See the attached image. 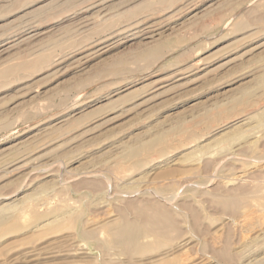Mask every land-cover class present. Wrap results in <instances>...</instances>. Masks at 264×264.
Segmentation results:
<instances>
[{
    "label": "rangeland",
    "instance_id": "obj_1",
    "mask_svg": "<svg viewBox=\"0 0 264 264\" xmlns=\"http://www.w3.org/2000/svg\"><path fill=\"white\" fill-rule=\"evenodd\" d=\"M262 77L264 0H0V264H264Z\"/></svg>",
    "mask_w": 264,
    "mask_h": 264
},
{
    "label": "bare ground",
    "instance_id": "obj_2",
    "mask_svg": "<svg viewBox=\"0 0 264 264\" xmlns=\"http://www.w3.org/2000/svg\"><path fill=\"white\" fill-rule=\"evenodd\" d=\"M95 15V14H94ZM155 24V23H154ZM100 43V42H99ZM264 80V77H262V81ZM247 92L245 91L244 92V94H246ZM248 96V95H247ZM258 116V115H257ZM256 116V117H257ZM260 116V115H259ZM259 116H258V119H259V121L262 123V122H264V119H263V117L262 116H260V118H259ZM262 117V118H261ZM258 121V122H259ZM251 126H252V124H251ZM230 127V126H229ZM232 135H226L225 137H223L219 142L220 143H222V144H228L229 142H231V140H232ZM219 139V138H218ZM161 141V137H158V138H156V139H154V140H152V142H150V143H148L149 145H147L146 144V146L144 145L143 147H142V149H134V148H130L129 149V154H128V156H127V158L128 157H130V158H132V157H136L137 155H139V153L141 152V151H144V150H147L148 148H150L151 146H153V145H155V144H157V143H159ZM251 141V140H250ZM240 146V145H239ZM234 151V150H233ZM142 153V152H141ZM226 156V155H225ZM134 160V159H133ZM132 159L130 160V161H133ZM128 163H131V162H128ZM258 163V162H257ZM125 164V163H124ZM238 172V171H237ZM255 173V172H254ZM251 175H252V173H251ZM249 177V176H248ZM247 179V178H246ZM250 179V178H249ZM244 180V179H243ZM253 181V180H252ZM244 182V181H243ZM227 187V186H226ZM245 188V187H244ZM235 193V192H234ZM238 195V194H237ZM243 195V194H242ZM250 198V197H249ZM225 201V200H224ZM232 203V202H231ZM252 204V203H251ZM222 205V204H221ZM247 205V204H246ZM252 206V205H251ZM245 208V207H244ZM155 209V208H154ZM225 209V208H224ZM227 209V208H226ZM245 210V209H244ZM4 211V210H3ZM158 211H159V209H158ZM235 212V211H234ZM233 212V213H234ZM143 213H145V212H143ZM242 213V212H241ZM257 213V212H256ZM152 214V213H151ZM160 214V213H159ZM65 215H67V214H65ZM55 216V215H54ZM59 217V216H58ZM58 217L57 218H55V219H58ZM196 217V216H195ZM16 218H18V217H16ZM60 218V217H59ZM126 218V217H125ZM147 218V217H146ZM158 218V217H157ZM153 219V218H152ZM154 219H156V217L154 218ZM16 220V219H15ZM44 220H48V219H44ZM160 220V219H159ZM124 221V220H123ZM151 221V220H150ZM167 220H165V222H166ZM42 222V221H41ZM153 222V221H152ZM170 222H171V220H170ZM51 224H49V225H52V223H55L54 221L53 222H50ZM149 223V222H148ZM147 223V224H148ZM1 224H3V219L1 218V214H0V225ZM44 224V223H43ZM125 224V223H124ZM127 224V223H126ZM151 224V223H150ZM168 224V223H167ZM169 224H171V223H169ZM46 224H44V226H45ZM154 225L155 226H158V222H154ZM162 225V224H161ZM44 226H42V227H44ZM123 227H122V230L119 232V234H120V236H121V238H120V241L118 240V242L119 243H121L122 244V247H123V245H131L132 247H133V245L134 244H136V242H137V239H136V236L134 235V232H132V230L131 229H133V228H130V227H128V226H126V225H122ZM171 226V225H170ZM121 227V226H120ZM131 227H133L132 225H131ZM148 227V226H147ZM154 227V226H153ZM164 227V226H163ZM38 228V227H37ZM36 228V229H37ZM159 228V227H158ZM158 228H155L156 229V232H157V229ZM120 229V228H119ZM131 230V231H130ZM134 230V229H133ZM156 234V233H155ZM118 244V243H117ZM129 249L127 248V251H128ZM36 252V251H35ZM26 254V253H25ZM133 255V254H132Z\"/></svg>",
    "mask_w": 264,
    "mask_h": 264
}]
</instances>
